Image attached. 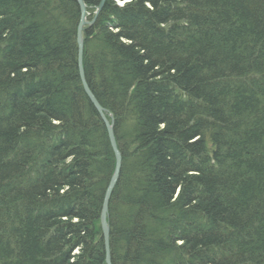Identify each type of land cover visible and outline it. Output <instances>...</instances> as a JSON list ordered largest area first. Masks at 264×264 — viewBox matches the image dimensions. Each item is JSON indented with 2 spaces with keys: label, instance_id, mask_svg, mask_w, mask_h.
<instances>
[{
  "label": "trees",
  "instance_id": "1",
  "mask_svg": "<svg viewBox=\"0 0 264 264\" xmlns=\"http://www.w3.org/2000/svg\"><path fill=\"white\" fill-rule=\"evenodd\" d=\"M97 17L83 66L122 154L112 264H264V0H106ZM79 18L76 0H0V264H104L115 157Z\"/></svg>",
  "mask_w": 264,
  "mask_h": 264
},
{
  "label": "bare ground",
  "instance_id": "2",
  "mask_svg": "<svg viewBox=\"0 0 264 264\" xmlns=\"http://www.w3.org/2000/svg\"><path fill=\"white\" fill-rule=\"evenodd\" d=\"M83 1V3L85 4V1L84 0H82ZM105 2H106V0H99V2H98V4L94 7V13H91V16H90V18H91V20H87V16H88V11H87V6H86V20L88 21L86 24H84L83 25V29L81 30V32H80V35L78 34V30H77V28H76V32L74 33L75 34V43H76V61H77V69H78V75H79V77H80V81H81V84H82V86H83V89H84V91H85V93L87 94V92H86V90H85V88H84V84H86L87 85V89L89 90V92L91 93V95L94 97V99H95V102H96V104H93V102L90 100V102H91V104H92V106H93V108H94V110L97 112V114H98V116H99V118H101V120L104 122V119L106 120L107 119V121L109 122V123H111L112 125H113V139H114V141H115V143H116V145H117V141H116V136H115V133H114V124H115V119H114V117H113V115H112V113H110L104 106H102L100 103H99V101L96 99V97H95V95L93 94V92L91 91V89L89 88V86H88V84H87V80H86V76H85V72H84V66H83V58H84V55H85V52H84V46H85V38H84V33H85V30H87V28H89V27H91V28H89L88 30H90L94 35H93V37H92V39H94L98 34H100L101 33V30H100V28L96 25V23H100V26H102L101 25V21L99 22V21H97V19H98V14L101 12V10H102V8H103V6H104V4H105ZM102 3V5H101V7H100V9H99V11H98V13L96 14V10H97V7L100 5ZM119 3V2H118ZM120 5L122 4V3H119ZM79 12H81L80 11V8H79ZM108 14H110V12H107ZM112 14V13H111ZM110 17H113V15H110ZM109 18V17H108ZM90 22H92L91 24H90ZM78 25H79V22H78V24H77V27H78ZM80 45H82L81 47V52H79V48H80ZM79 57L81 58V60L79 61ZM81 71H82V73H83V75L81 76ZM256 78H258V79H261L263 76H262V74H260V73H257V74H255L254 75ZM84 83V84H83ZM87 96H88V94H87ZM89 98V97H88ZM108 117V118H107ZM104 125H105V123H104ZM106 126V125H105ZM106 131H107V128H106ZM107 138H108V140H109V136H108V132H107ZM109 143H110V140H109ZM117 151L119 152V155H120V169H121V165H122V154H121V152H120V150L118 149V146H117ZM114 153V152H113ZM114 157H115V154H114ZM115 168H116V158H115V161H114V167H113V171L111 172V175H110V177H109V180H108V182H107V185H106V187H105V190L103 191V199H104V195L108 192V190H107V188H108V185H109V183H110V180H111V178L113 177V175H114V173H115ZM119 169V172H118V177H117V179H116V182H115V185H116V183H117V181H118V179H119V175H120V170ZM115 185H114V187H113V189L110 191V193L108 194V196H109V200H108V204H107V212H106V214H105V216H104V220H105V222H106V224H107V227H108V241H107V244H108V248H109V255H107L106 254V251H105V243H104V240H103V245H104V264H112V258H111V254H110V226H109V222H108V219H109V202H110V199H111V196L113 195V193H114V188H115ZM103 199H102V204H103ZM102 204H101V209H100V214H99V223H100V225H101V220H103V218H102V215H101V210H102ZM101 227V226H100ZM103 238V237H102Z\"/></svg>",
  "mask_w": 264,
  "mask_h": 264
},
{
  "label": "water",
  "instance_id": "3",
  "mask_svg": "<svg viewBox=\"0 0 264 264\" xmlns=\"http://www.w3.org/2000/svg\"><path fill=\"white\" fill-rule=\"evenodd\" d=\"M79 8H80V18H79V25L77 27V30H78V34L80 35V32L81 30L83 29V25L86 24L88 21L86 20V6L85 4L83 3L82 0H76ZM102 3L97 7V10H96V14L98 13L100 7H101ZM92 22H90L91 24ZM82 45H80V48H79V52H81V47ZM81 60V58L79 57V61ZM83 75L82 71H81V76ZM84 84V83H83ZM84 88L88 94V97L89 99L93 102V104H96L95 102V99L94 97L91 95V93L89 92V90L87 89V85L84 84ZM104 123L106 125V128H107V132H108V136H109V140H110V145H111V148L115 154V158H116V168H115V173L113 175V177L111 178L110 180V183L108 185V192L104 195V199H103V204H102V210H101V215H102V218L103 220H101V233H102V237H103V240H104V243H105V251H106V254L109 255V248H108V244H107V241H108V227H107V224L104 220V216L107 212V204H108V200H109V196L108 194L110 193V191L113 189L114 185H115V182H116V179L118 177V172H119V169H120V155H119V152L117 151V145L113 139V125L111 123H109L107 121V119L105 120L104 119Z\"/></svg>",
  "mask_w": 264,
  "mask_h": 264
},
{
  "label": "rangeland",
  "instance_id": "4",
  "mask_svg": "<svg viewBox=\"0 0 264 264\" xmlns=\"http://www.w3.org/2000/svg\"><path fill=\"white\" fill-rule=\"evenodd\" d=\"M125 1H119V3H122L121 5H123V3H124ZM88 14V16H87V20H91V18H90V16H89V13H87Z\"/></svg>",
  "mask_w": 264,
  "mask_h": 264
}]
</instances>
